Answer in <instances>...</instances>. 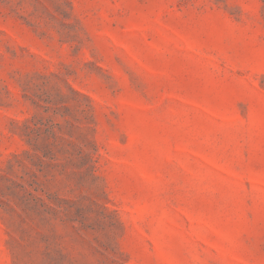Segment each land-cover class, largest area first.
I'll use <instances>...</instances> for the list:
<instances>
[{
	"label": "rangeland",
	"instance_id": "1",
	"mask_svg": "<svg viewBox=\"0 0 264 264\" xmlns=\"http://www.w3.org/2000/svg\"><path fill=\"white\" fill-rule=\"evenodd\" d=\"M0 264H264V0H0Z\"/></svg>",
	"mask_w": 264,
	"mask_h": 264
}]
</instances>
